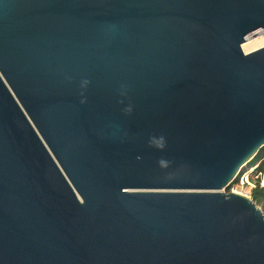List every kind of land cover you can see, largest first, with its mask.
<instances>
[{
    "label": "water",
    "instance_id": "1",
    "mask_svg": "<svg viewBox=\"0 0 264 264\" xmlns=\"http://www.w3.org/2000/svg\"><path fill=\"white\" fill-rule=\"evenodd\" d=\"M264 0H0V264H264L225 191L264 145Z\"/></svg>",
    "mask_w": 264,
    "mask_h": 264
},
{
    "label": "trees",
    "instance_id": "2",
    "mask_svg": "<svg viewBox=\"0 0 264 264\" xmlns=\"http://www.w3.org/2000/svg\"><path fill=\"white\" fill-rule=\"evenodd\" d=\"M246 164L247 166L244 167L245 170L249 167L256 166L253 174L255 175L257 171H261L264 177V145L259 148L255 156ZM251 180L253 181L254 186L249 187V194L256 205L260 206L264 212V185L260 184L259 177L254 178V176L252 175ZM233 182H237V179H234L231 183Z\"/></svg>",
    "mask_w": 264,
    "mask_h": 264
},
{
    "label": "built area",
    "instance_id": "3",
    "mask_svg": "<svg viewBox=\"0 0 264 264\" xmlns=\"http://www.w3.org/2000/svg\"><path fill=\"white\" fill-rule=\"evenodd\" d=\"M245 165V164H244ZM244 165L241 167V169L238 171V173L236 174L234 179H237L238 185L241 187H253L254 183L251 180L252 175L254 176V178H258L259 177V182L261 185H264V177H263V173L261 171H257L254 173L255 167H249L248 169H244ZM248 195V194H246ZM250 196V194L248 195Z\"/></svg>",
    "mask_w": 264,
    "mask_h": 264
},
{
    "label": "bare ground",
    "instance_id": "4",
    "mask_svg": "<svg viewBox=\"0 0 264 264\" xmlns=\"http://www.w3.org/2000/svg\"><path fill=\"white\" fill-rule=\"evenodd\" d=\"M263 46H264V33L259 34L253 38H250L246 41H243L241 44V49L247 53V52L255 51ZM235 191L241 192L239 190H235ZM241 193L244 194V192Z\"/></svg>",
    "mask_w": 264,
    "mask_h": 264
},
{
    "label": "rangeland",
    "instance_id": "5",
    "mask_svg": "<svg viewBox=\"0 0 264 264\" xmlns=\"http://www.w3.org/2000/svg\"><path fill=\"white\" fill-rule=\"evenodd\" d=\"M247 164L244 165V167H246ZM231 190H239L241 192H244V194H248L249 195V188L246 187H241L238 185V182H233L229 185V187L226 188L225 191H231Z\"/></svg>",
    "mask_w": 264,
    "mask_h": 264
}]
</instances>
